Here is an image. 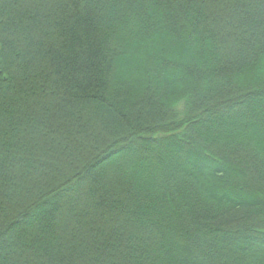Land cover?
Here are the masks:
<instances>
[{
  "label": "trees",
  "instance_id": "obj_1",
  "mask_svg": "<svg viewBox=\"0 0 264 264\" xmlns=\"http://www.w3.org/2000/svg\"><path fill=\"white\" fill-rule=\"evenodd\" d=\"M0 264H264V0H0Z\"/></svg>",
  "mask_w": 264,
  "mask_h": 264
}]
</instances>
